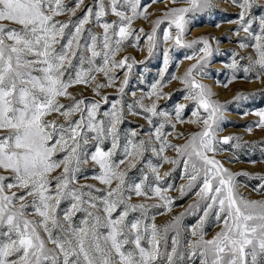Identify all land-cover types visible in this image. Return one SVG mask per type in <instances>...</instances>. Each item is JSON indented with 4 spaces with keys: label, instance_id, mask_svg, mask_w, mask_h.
I'll return each instance as SVG.
<instances>
[{
    "label": "rangeland",
    "instance_id": "374dc122",
    "mask_svg": "<svg viewBox=\"0 0 264 264\" xmlns=\"http://www.w3.org/2000/svg\"><path fill=\"white\" fill-rule=\"evenodd\" d=\"M0 264H264V0H0Z\"/></svg>",
    "mask_w": 264,
    "mask_h": 264
}]
</instances>
